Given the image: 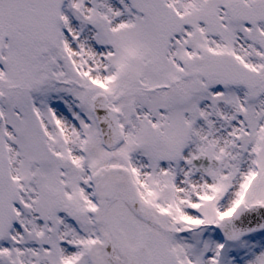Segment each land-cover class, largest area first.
<instances>
[{
    "label": "snow or ice",
    "instance_id": "6c2138e0",
    "mask_svg": "<svg viewBox=\"0 0 264 264\" xmlns=\"http://www.w3.org/2000/svg\"><path fill=\"white\" fill-rule=\"evenodd\" d=\"M0 264H264V0H0Z\"/></svg>",
    "mask_w": 264,
    "mask_h": 264
}]
</instances>
